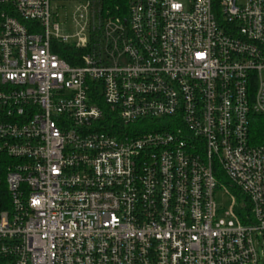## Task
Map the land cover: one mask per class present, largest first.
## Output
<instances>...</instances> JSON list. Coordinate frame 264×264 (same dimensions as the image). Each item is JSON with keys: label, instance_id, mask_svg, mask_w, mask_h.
Masks as SVG:
<instances>
[{"label": "built area", "instance_id": "2783aa9c", "mask_svg": "<svg viewBox=\"0 0 264 264\" xmlns=\"http://www.w3.org/2000/svg\"><path fill=\"white\" fill-rule=\"evenodd\" d=\"M127 9L0 0V264H264V0Z\"/></svg>", "mask_w": 264, "mask_h": 264}, {"label": "trees", "instance_id": "16d2710c", "mask_svg": "<svg viewBox=\"0 0 264 264\" xmlns=\"http://www.w3.org/2000/svg\"><path fill=\"white\" fill-rule=\"evenodd\" d=\"M103 11L108 16L115 17H127V0H100ZM65 59L69 64L73 66L79 65L77 60H74V56L79 54V50L71 46H64L62 49L53 50ZM251 140L252 145L261 146L264 145V116H254L251 122Z\"/></svg>", "mask_w": 264, "mask_h": 264}, {"label": "rangeland", "instance_id": "374dc122", "mask_svg": "<svg viewBox=\"0 0 264 264\" xmlns=\"http://www.w3.org/2000/svg\"><path fill=\"white\" fill-rule=\"evenodd\" d=\"M71 6L68 7V9L70 10ZM63 32L65 34H68V35H72L74 33V24L73 22H68L67 24V28L63 30ZM215 199H216V202L217 204L224 208V209H229L230 206H231V203H232V200L231 198L226 195L221 189L218 190V192L216 193V196H215ZM263 264V263H262Z\"/></svg>", "mask_w": 264, "mask_h": 264}]
</instances>
